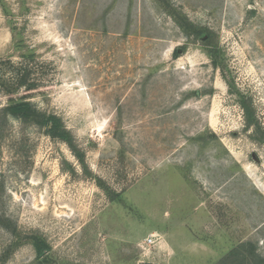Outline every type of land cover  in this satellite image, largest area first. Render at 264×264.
<instances>
[{"label":"rangeland","instance_id":"1","mask_svg":"<svg viewBox=\"0 0 264 264\" xmlns=\"http://www.w3.org/2000/svg\"><path fill=\"white\" fill-rule=\"evenodd\" d=\"M160 1L0 0V79L26 66L35 85L11 96L59 116L86 164L43 127L0 125V264L264 258V139L240 104L264 132V0H164L212 32L217 65Z\"/></svg>","mask_w":264,"mask_h":264},{"label":"trees","instance_id":"2","mask_svg":"<svg viewBox=\"0 0 264 264\" xmlns=\"http://www.w3.org/2000/svg\"><path fill=\"white\" fill-rule=\"evenodd\" d=\"M161 5L163 8L174 16V19L178 22L179 26L183 29L186 35L194 36L196 38H200L204 44H206L207 52L212 57V62L214 65L219 64L220 59V49L217 43L213 40L212 32L205 27H200L192 23L186 15L182 13H177L168 9L167 3H164V0H161ZM166 4V5H165ZM180 49H175L173 54L175 56L178 55ZM23 69V70H22ZM16 75L14 82L7 83L0 79V87L2 90L10 95V101L7 105L0 108V125L8 118L13 117L19 119L23 123H31L37 125L38 127H43L45 132L51 136L52 138H57L64 141L77 160L81 163L82 167L86 170V164L84 160V153L83 151L77 146L74 137L72 136L71 132L65 127L61 118L55 114H47L37 108V106L31 102L30 100L26 99V96H22L21 98L15 99L11 95L15 94V92L23 87L24 90L31 89L32 86L35 84L29 80L30 71L26 66L22 67ZM240 104L244 113V128L253 129L252 137L261 142L264 139V132L261 130V126L255 114V109L252 105V100L250 97H242L240 99ZM109 191L110 196L114 199L116 198L119 193H115L108 188H105ZM0 225L12 230L14 232L13 226L9 223V220L0 218ZM31 243L33 244L35 251L38 257L43 258L42 262L47 261L46 254H44V250L49 249V244L46 240L40 235H30ZM253 249V247H252ZM253 252V250H251ZM237 251L233 250L229 254H227L224 258H222L216 264H225L224 262L231 258L232 256H236ZM242 258L240 259V263H243L244 256L239 254ZM252 256L255 257V264H264V258L257 255L256 253H251ZM253 257V258H254ZM5 257L3 258V260ZM145 264H152V263H145ZM247 264H253L248 262Z\"/></svg>","mask_w":264,"mask_h":264},{"label":"built area","instance_id":"3","mask_svg":"<svg viewBox=\"0 0 264 264\" xmlns=\"http://www.w3.org/2000/svg\"><path fill=\"white\" fill-rule=\"evenodd\" d=\"M145 240H146V243H147L148 245H152V244H154V242H155V238H154L153 235H150V236L147 237Z\"/></svg>","mask_w":264,"mask_h":264}]
</instances>
